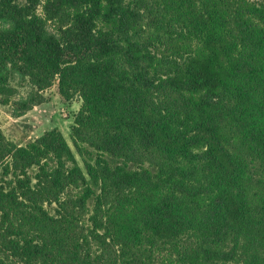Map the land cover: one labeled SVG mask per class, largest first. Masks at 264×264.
<instances>
[{
	"label": "trees",
	"instance_id": "trees-1",
	"mask_svg": "<svg viewBox=\"0 0 264 264\" xmlns=\"http://www.w3.org/2000/svg\"><path fill=\"white\" fill-rule=\"evenodd\" d=\"M54 86L71 144L0 130V264H264V0H0V103Z\"/></svg>",
	"mask_w": 264,
	"mask_h": 264
},
{
	"label": "rangeland",
	"instance_id": "rangeland-1",
	"mask_svg": "<svg viewBox=\"0 0 264 264\" xmlns=\"http://www.w3.org/2000/svg\"><path fill=\"white\" fill-rule=\"evenodd\" d=\"M19 93L24 96L27 89L20 88ZM45 96L47 99L45 104L35 107L19 119L12 117L10 107L0 103V130L8 140L18 145H26L45 132L58 128L71 144V127L81 107V101L75 99L70 103H65L58 94L57 86L49 89Z\"/></svg>",
	"mask_w": 264,
	"mask_h": 264
}]
</instances>
